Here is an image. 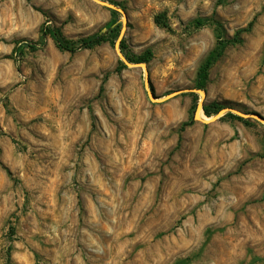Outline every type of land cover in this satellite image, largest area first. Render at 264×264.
<instances>
[{
	"label": "rangeland",
	"instance_id": "1",
	"mask_svg": "<svg viewBox=\"0 0 264 264\" xmlns=\"http://www.w3.org/2000/svg\"><path fill=\"white\" fill-rule=\"evenodd\" d=\"M112 1L158 97L199 88L218 50L205 104L264 116V0ZM122 17L95 0H0V264H264V123L197 120V92L153 101L114 34L80 46ZM23 39L40 45L16 53Z\"/></svg>",
	"mask_w": 264,
	"mask_h": 264
},
{
	"label": "trees",
	"instance_id": "2",
	"mask_svg": "<svg viewBox=\"0 0 264 264\" xmlns=\"http://www.w3.org/2000/svg\"><path fill=\"white\" fill-rule=\"evenodd\" d=\"M110 1L111 3H114L118 6H121L119 3L114 2L112 0H107ZM113 13H117L118 11L113 10ZM209 20V19H207ZM206 19H198L196 21V23L198 25H202L205 22H207ZM157 21L162 22L161 20V15H159V17L157 18ZM121 24H118L117 26H115L113 29L110 30V32L108 34H96L94 36L85 38L81 40V45L82 47H93L95 45H99L101 43H103L104 41H107L110 39V37L112 36V34H114V40H117L120 31H121ZM41 33L43 35L44 38H46L47 36H51L54 40V43L56 44V46L61 49V50H67V51H75V47H74V43L71 42L70 40L66 39L61 31V29L55 25H44ZM116 42V41H115ZM40 45V43L38 41H33V40H20L19 43H17L14 47V51L20 54H23V52L25 51V49L30 48L32 50H36L38 48V46ZM124 47H125V41L124 39L121 42V49L124 52ZM221 50H223V47H221ZM127 56V58L131 61V62H148L150 60L149 57V53H145L142 54L140 56L137 57H132L129 56L128 54H125ZM221 55V53L218 50H213L210 55L207 57V59L205 60L204 64L201 66V68L199 69V73H198V82H197V86L199 88H204L205 85V81L208 79V75H209V70L212 67L213 63L216 61V59ZM121 66H126L122 61H121ZM197 106V105H196ZM223 107L218 106L217 104L213 103L211 105H204V113L208 116H212L215 113H218ZM196 109V108H195ZM225 116H230V117H235L238 118L244 122H248L249 119L242 117L240 115H237L233 112H228L225 114ZM188 123H184L183 126H186Z\"/></svg>",
	"mask_w": 264,
	"mask_h": 264
},
{
	"label": "water",
	"instance_id": "3",
	"mask_svg": "<svg viewBox=\"0 0 264 264\" xmlns=\"http://www.w3.org/2000/svg\"><path fill=\"white\" fill-rule=\"evenodd\" d=\"M95 1L98 2L99 4L105 6V7H108L110 9H113V10H116V11L122 13V15H123V17L121 19L122 28H121L120 34H119V36L115 42V50H116L120 60L126 66H128V67H141L145 71V87L147 88V92H148L149 97L153 101L161 102V101H165L167 99H170L172 97H175L179 94L185 93V92H197L201 96V99L198 101L196 109H195V113H194V118L197 120L203 121L204 123H210V122L217 121L221 116H224L227 112H233V113L240 115L242 117L257 119V120L264 123V116L260 113H257V112L245 113V112H242L238 109H233V108H222L214 116H208L210 118L209 120H205V119L201 118L200 116H198V114H199V111L204 110L203 108L205 105V99H206V95H207L206 90L201 89V88L180 89V90L173 91V92L167 94L166 96L158 97L157 94L155 93L154 89L151 87V77H150V73L148 70L147 63L146 62H131L127 58V56L125 55L123 50L121 49V42L125 36V31H126L127 16H126L125 10L122 7H120L114 3H111L109 1H105V0H95Z\"/></svg>",
	"mask_w": 264,
	"mask_h": 264
},
{
	"label": "bare ground",
	"instance_id": "4",
	"mask_svg": "<svg viewBox=\"0 0 264 264\" xmlns=\"http://www.w3.org/2000/svg\"><path fill=\"white\" fill-rule=\"evenodd\" d=\"M202 111V110H201ZM201 111H199V114L198 116H200L201 118L205 119V120H209L210 118L209 117H204L201 113Z\"/></svg>",
	"mask_w": 264,
	"mask_h": 264
}]
</instances>
